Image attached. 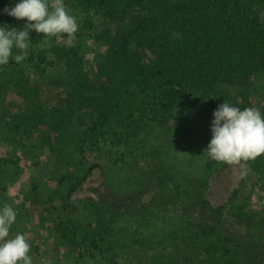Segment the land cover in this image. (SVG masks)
<instances>
[{
	"label": "trees",
	"instance_id": "trees-1",
	"mask_svg": "<svg viewBox=\"0 0 264 264\" xmlns=\"http://www.w3.org/2000/svg\"><path fill=\"white\" fill-rule=\"evenodd\" d=\"M72 1L83 13L72 47L66 35L31 30L27 59L0 66L4 142L30 140L52 159L23 204L4 195L15 162L0 158V206L18 213L11 234L35 218L58 247L92 264H264V214L246 201L214 206L203 192L209 178L176 177L166 156L184 107L213 118L224 102L255 107L261 93L264 112L255 85L264 80V0ZM15 2L0 0V9ZM0 24L26 27L6 13ZM259 158L244 163L263 166ZM136 169L162 184L149 202L120 209L113 199L130 192L125 177ZM98 172L102 193L82 196ZM169 210L179 224L146 223L147 212Z\"/></svg>",
	"mask_w": 264,
	"mask_h": 264
},
{
	"label": "rangeland",
	"instance_id": "rangeland-1",
	"mask_svg": "<svg viewBox=\"0 0 264 264\" xmlns=\"http://www.w3.org/2000/svg\"><path fill=\"white\" fill-rule=\"evenodd\" d=\"M65 5L69 13L74 15L77 23H79L83 18V13L72 0H66ZM23 21L25 24L26 18ZM89 46H91V50L88 52V59L89 63L93 64L96 58L92 52L96 51V47L91 43H89ZM255 81V85L262 84L259 89L264 94V80ZM252 98L256 100L253 102L256 104L255 107L261 109V93ZM179 112V120L170 136V146L166 155L170 167L176 171V177H181L182 175L179 174V171H183L186 175L195 176L198 180L209 178V186L207 188L204 187L203 192L205 191L206 196L214 206L228 202L246 201L248 203V211L263 215L264 165L257 166L254 161L251 162L250 166L243 161L240 164L232 165L224 162L209 161L204 151L211 140L210 126L213 118L196 114L193 109L188 107L182 108ZM3 137L0 133V158H13L11 160L15 162L13 166L8 168L10 174L2 180V184L7 186L4 195L13 196L15 201L26 204L28 192L33 183L37 181L42 183L48 177L52 159H49L44 153L31 151L32 149L28 148L30 140L22 139L24 146H10L4 142ZM259 162L264 164L262 158H259ZM139 172L136 169L131 175L125 177L131 185V189L126 194H116L113 203L118 208H138L141 204L149 202L155 191L162 184L160 177L150 176L144 180V177ZM11 175H13L12 181L14 184L9 182ZM100 177L99 172L94 174L89 183L90 187L87 185L82 189V196H97L98 193H102L98 190V188H101ZM120 182L123 183V181ZM146 215L149 218V221L146 222L149 227L151 225H155L157 228L162 226L169 227L181 222L178 210H169L167 212L150 211ZM166 218L170 223L165 224ZM143 226H145V223ZM29 227L28 231L19 233H23L29 244L36 247L37 252L30 254L33 264H92L87 260L76 261L74 255L69 253L68 249L58 247L55 240L48 235L44 224L39 223L37 219L32 218Z\"/></svg>",
	"mask_w": 264,
	"mask_h": 264
},
{
	"label": "clouds",
	"instance_id": "clouds-1",
	"mask_svg": "<svg viewBox=\"0 0 264 264\" xmlns=\"http://www.w3.org/2000/svg\"><path fill=\"white\" fill-rule=\"evenodd\" d=\"M0 13L16 20L26 18L23 28L0 24V66L10 61L19 64L27 59L31 30L46 38L66 35L68 47L73 46L79 30L76 17L69 13L64 0H16L14 6L6 5ZM14 49L19 51L14 54ZM210 127L212 136L204 151L209 161L232 165L264 155V112L261 109H241L224 102L213 112ZM17 215L11 205L0 206V264H33L30 244L24 234H11Z\"/></svg>",
	"mask_w": 264,
	"mask_h": 264
}]
</instances>
